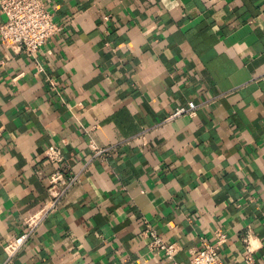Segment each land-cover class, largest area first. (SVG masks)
<instances>
[{
  "label": "crops",
  "instance_id": "0c3cea01",
  "mask_svg": "<svg viewBox=\"0 0 264 264\" xmlns=\"http://www.w3.org/2000/svg\"><path fill=\"white\" fill-rule=\"evenodd\" d=\"M43 1L62 31L34 57L0 46V264H167L147 226L179 264L217 231L224 264L247 232L264 264V0Z\"/></svg>",
  "mask_w": 264,
  "mask_h": 264
},
{
  "label": "built area",
  "instance_id": "2783aa9c",
  "mask_svg": "<svg viewBox=\"0 0 264 264\" xmlns=\"http://www.w3.org/2000/svg\"><path fill=\"white\" fill-rule=\"evenodd\" d=\"M0 13L5 17L4 23L0 26V46L16 53L24 52L29 57H34L49 39L62 31V25L54 21L43 0H0ZM196 109V104L189 102L187 107L175 109L167 121L185 115L194 117ZM108 151V149L93 147L92 158L102 157ZM45 156L51 164H61L64 161V155L60 147L56 145L49 146L45 150ZM75 180L65 181L59 172L49 177L52 189L60 183L71 185ZM55 207L56 202L53 201L48 207L25 220L26 230L3 247L8 261L24 247L34 231ZM144 234L150 238V249L156 253H163L167 264H179L175 261V256L181 248L180 243L163 241L150 226H147ZM226 241V235L217 231L215 242L213 244L204 242L199 248L193 249L187 264H224L221 249ZM242 243L244 246L242 264H260L255 257L257 249L252 244L250 232L244 235Z\"/></svg>",
  "mask_w": 264,
  "mask_h": 264
}]
</instances>
